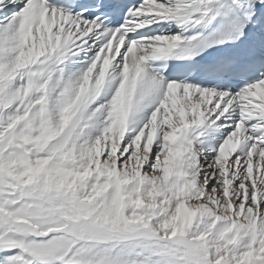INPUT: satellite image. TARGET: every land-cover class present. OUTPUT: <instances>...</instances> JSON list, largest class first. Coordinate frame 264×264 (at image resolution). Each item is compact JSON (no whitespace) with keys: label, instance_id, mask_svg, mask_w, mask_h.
<instances>
[{"label":"snow or ice","instance_id":"1","mask_svg":"<svg viewBox=\"0 0 264 264\" xmlns=\"http://www.w3.org/2000/svg\"><path fill=\"white\" fill-rule=\"evenodd\" d=\"M0 264H264V0H0Z\"/></svg>","mask_w":264,"mask_h":264}]
</instances>
